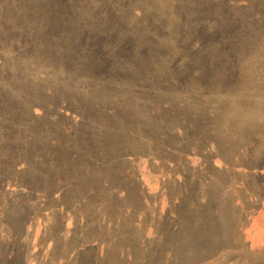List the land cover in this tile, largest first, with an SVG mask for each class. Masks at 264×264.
<instances>
[{
	"label": "rangeland",
	"instance_id": "1",
	"mask_svg": "<svg viewBox=\"0 0 264 264\" xmlns=\"http://www.w3.org/2000/svg\"><path fill=\"white\" fill-rule=\"evenodd\" d=\"M0 264H264V0H0Z\"/></svg>",
	"mask_w": 264,
	"mask_h": 264
}]
</instances>
